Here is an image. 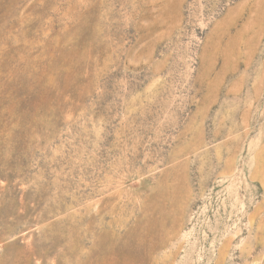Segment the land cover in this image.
<instances>
[{"label": "rangeland", "instance_id": "374dc122", "mask_svg": "<svg viewBox=\"0 0 264 264\" xmlns=\"http://www.w3.org/2000/svg\"><path fill=\"white\" fill-rule=\"evenodd\" d=\"M0 264H264V0H0Z\"/></svg>", "mask_w": 264, "mask_h": 264}]
</instances>
